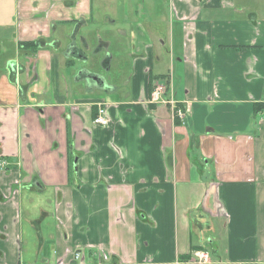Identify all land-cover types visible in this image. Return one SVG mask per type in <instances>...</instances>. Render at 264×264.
<instances>
[{
	"label": "crops",
	"instance_id": "crops-1",
	"mask_svg": "<svg viewBox=\"0 0 264 264\" xmlns=\"http://www.w3.org/2000/svg\"><path fill=\"white\" fill-rule=\"evenodd\" d=\"M262 7L138 0L118 21L91 0H1L0 264H264ZM95 33L128 49L126 87L72 70ZM157 83L184 121L150 102Z\"/></svg>",
	"mask_w": 264,
	"mask_h": 264
},
{
	"label": "rangeland",
	"instance_id": "rangeland-1",
	"mask_svg": "<svg viewBox=\"0 0 264 264\" xmlns=\"http://www.w3.org/2000/svg\"><path fill=\"white\" fill-rule=\"evenodd\" d=\"M1 1V0H0ZM254 6L263 5L264 9V0H249ZM138 2V0H91V15L92 17H103L105 15L110 17H115L118 21L121 18L128 16L133 8V6ZM112 6V7H110ZM115 9V13L109 14V9ZM2 9H0V13ZM165 10L159 12L163 14ZM2 21V17H0ZM12 30L11 28H2L0 27V69H3L6 66L7 58L13 57V47L14 42L11 38ZM97 41L91 39L90 51L85 52V58L88 60L86 63H81L82 65L89 68L91 71L99 72L104 79L112 84L121 85L125 82V87L127 84V78L129 75V62L126 58L124 52L128 49L125 48L119 41V38L116 40L108 38V41H111L109 48L102 51H96L98 44V36L95 33ZM105 37V36H104ZM107 38V37H105ZM1 49H4V52H1ZM125 50V51H124ZM24 55H21V57ZM111 56V64L103 65L105 58L109 59ZM90 61L92 63H90ZM119 65V66H118ZM118 68V69H117ZM98 73V75H100ZM164 85V84H163Z\"/></svg>",
	"mask_w": 264,
	"mask_h": 264
},
{
	"label": "built area",
	"instance_id": "built-area-1",
	"mask_svg": "<svg viewBox=\"0 0 264 264\" xmlns=\"http://www.w3.org/2000/svg\"><path fill=\"white\" fill-rule=\"evenodd\" d=\"M166 90L165 85L162 83H157L154 85L153 93L150 95V102L152 103H158L164 104V105H170L172 108H174L175 115L181 120L184 121L187 115V111L185 108H179L176 102H173L171 100L164 101L162 99V96L164 95ZM93 124L96 126L105 127L108 125V120L106 118V115L104 113V110L99 108L97 111V114L95 118L93 119ZM80 257V255H76L75 259L77 260ZM195 259L196 263L198 264H206L209 261V254L206 251H198L195 253Z\"/></svg>",
	"mask_w": 264,
	"mask_h": 264
},
{
	"label": "water",
	"instance_id": "water-1",
	"mask_svg": "<svg viewBox=\"0 0 264 264\" xmlns=\"http://www.w3.org/2000/svg\"><path fill=\"white\" fill-rule=\"evenodd\" d=\"M70 42H71L72 51L76 52L78 43L85 44L86 40H83V41L80 40L79 42H77V39L74 37L71 39ZM82 63L84 64L86 63V61H83ZM72 70L76 73L77 76H81V75L83 76L81 81L84 82L86 85L88 84L91 85V82H93L92 78H95V77H92L93 76L92 71L82 64H79V66H75L74 68H72ZM103 81L105 82V79H103ZM106 89H107V84L103 83L102 87H100L98 90L103 92L102 90H106Z\"/></svg>",
	"mask_w": 264,
	"mask_h": 264
},
{
	"label": "trees",
	"instance_id": "trees-1",
	"mask_svg": "<svg viewBox=\"0 0 264 264\" xmlns=\"http://www.w3.org/2000/svg\"><path fill=\"white\" fill-rule=\"evenodd\" d=\"M38 43L37 42H24V43H20V48L24 51H28L30 54H34L37 52L38 50ZM71 150V141L70 139H67V152H68V161L69 164L72 161V157H70L69 153Z\"/></svg>",
	"mask_w": 264,
	"mask_h": 264
},
{
	"label": "flooded vegetation",
	"instance_id": "flooded-vegetation-1",
	"mask_svg": "<svg viewBox=\"0 0 264 264\" xmlns=\"http://www.w3.org/2000/svg\"><path fill=\"white\" fill-rule=\"evenodd\" d=\"M81 46H85V44H83V45H81ZM79 51H80V50H79ZM73 52H74V53H73ZM72 53H73V54H76L77 51H76V52H75V51H72ZM77 54H78V53H77ZM107 64H108L107 60L103 62V65H104V66L107 65ZM78 77H79V78H82L83 76L81 75V76H78ZM92 77H95V78H92L93 82H91V84H92L93 87L96 88V89H99L100 87H102V84H103V83H106V80H105V82L103 81L104 77H102V75H98V74H94V73H93V76H92ZM106 90H108V89H106Z\"/></svg>",
	"mask_w": 264,
	"mask_h": 264
},
{
	"label": "bare ground",
	"instance_id": "bare-ground-1",
	"mask_svg": "<svg viewBox=\"0 0 264 264\" xmlns=\"http://www.w3.org/2000/svg\"><path fill=\"white\" fill-rule=\"evenodd\" d=\"M101 109H103V108H101ZM104 110V109H103ZM104 113H105V111H104Z\"/></svg>",
	"mask_w": 264,
	"mask_h": 264
}]
</instances>
